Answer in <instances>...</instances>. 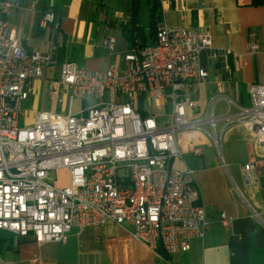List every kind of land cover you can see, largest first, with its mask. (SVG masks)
I'll use <instances>...</instances> for the list:
<instances>
[{"label": "built area", "instance_id": "obj_1", "mask_svg": "<svg viewBox=\"0 0 264 264\" xmlns=\"http://www.w3.org/2000/svg\"><path fill=\"white\" fill-rule=\"evenodd\" d=\"M16 9L0 0V230L43 246L66 244L73 229L112 222L132 229L133 239L159 259V247L170 256L187 253L194 239L205 237L206 208L199 204L195 172L173 167L182 157L177 135L210 136L227 169L223 133L240 124L263 151L243 170L264 169V86L248 87L247 106L217 96L199 115L195 95L209 82L202 62L212 49L207 29L172 28L163 19L151 45H136L120 66L96 71L67 58L60 62L58 46L48 53L26 50L7 19ZM39 26L57 28L55 14L45 12ZM103 45L109 55L116 53L114 37ZM259 50L257 43L249 46L251 55ZM231 54L221 51L213 59L229 70ZM58 64L47 91L61 108L68 99L69 113L36 112L31 125L21 126L33 83ZM75 99L95 103L75 113ZM219 101L228 106L224 115ZM192 154L202 157L204 148ZM55 170L68 173V186L51 183ZM233 221L221 213L224 228Z\"/></svg>", "mask_w": 264, "mask_h": 264}, {"label": "crops", "instance_id": "obj_2", "mask_svg": "<svg viewBox=\"0 0 264 264\" xmlns=\"http://www.w3.org/2000/svg\"><path fill=\"white\" fill-rule=\"evenodd\" d=\"M4 1L17 5L7 19L26 50L48 53L58 46L60 62L67 58L84 69L106 71L113 64L120 66L123 55L132 48V34L136 45L154 42L150 25L153 0ZM141 9L150 16L149 36L142 26ZM159 10L160 22L165 19L172 28H205L210 34L212 49L202 55L209 82L195 95L199 115L206 113L208 103L217 96L249 105L248 87L264 86V5H255L254 0H164L162 5L159 2ZM45 12L55 14L57 28H40ZM109 37L116 39L114 55H109L103 45ZM252 43L260 47L254 55L249 53ZM225 50L232 52L229 70L223 60L213 59L214 53ZM52 68L45 80L50 74L58 76ZM40 81L33 83L32 92ZM217 110L224 115L228 106L219 101ZM220 126L222 131L224 125ZM178 144L182 157L173 167L195 172L194 184L207 220L205 237L194 239L187 253L159 259L133 239L132 229L108 222L73 229L66 244L43 246L32 237L0 230V264H264V169L243 170L244 165L263 155L254 135L240 124L224 131L222 155L227 169L210 136L191 132L187 142ZM198 146L204 148L202 157L192 154ZM222 212L233 218L230 228L221 225ZM34 258L36 261L31 262Z\"/></svg>", "mask_w": 264, "mask_h": 264}, {"label": "rangeland", "instance_id": "obj_3", "mask_svg": "<svg viewBox=\"0 0 264 264\" xmlns=\"http://www.w3.org/2000/svg\"><path fill=\"white\" fill-rule=\"evenodd\" d=\"M140 19L142 22V26L145 29V33L149 36V22L150 16L145 9H141ZM54 69V70H53ZM53 73H58L60 71V66H56L52 68ZM57 71V72H56ZM55 75V74H54ZM56 77V76H55ZM48 80L40 81V83L34 84V92H32L31 97L26 100L23 104V113L25 115L24 120L21 122V126H29L32 124L34 114L36 112H58V113H69V103L68 99L65 102V106L63 108L59 107L57 104V98H50L47 88L50 85L52 79H55L53 75L50 74V78L47 77ZM95 101L92 100H80L75 99L73 104L74 112H78L83 107L86 109L89 106L93 105ZM219 130H221V126H218ZM191 132L196 131H183L178 133V141L187 142V136ZM51 183L59 186H68L69 183V175L66 171H51L50 173Z\"/></svg>", "mask_w": 264, "mask_h": 264}, {"label": "trees", "instance_id": "obj_4", "mask_svg": "<svg viewBox=\"0 0 264 264\" xmlns=\"http://www.w3.org/2000/svg\"><path fill=\"white\" fill-rule=\"evenodd\" d=\"M154 3H153V8H152V16H151V28H152V34L154 36V39H155V36H156V30H157V26L161 20V17H160V10H159V2L158 0H153ZM254 4L255 5H264V0H254ZM130 39V42H131V47H134L137 43H136V39L133 37V34L131 35V37H129ZM140 46L142 47H146L148 45H145V44H139ZM158 253L164 257L165 255H167L164 251V249L162 247H159L158 249Z\"/></svg>", "mask_w": 264, "mask_h": 264}]
</instances>
